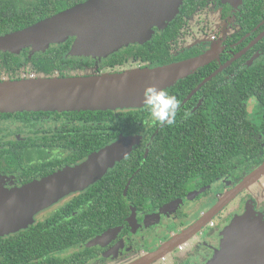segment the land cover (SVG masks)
<instances>
[{
	"label": "flooded vegetation",
	"instance_id": "af4514ba",
	"mask_svg": "<svg viewBox=\"0 0 264 264\" xmlns=\"http://www.w3.org/2000/svg\"><path fill=\"white\" fill-rule=\"evenodd\" d=\"M84 1L0 0V36L24 30ZM191 5L195 7L183 20H176L180 12L163 31L157 29L152 35L176 30L175 42L169 45L173 60L168 63L141 62L131 56L123 65L110 66L115 55L141 44L130 45L101 59L71 56L74 38L52 45L45 52L31 53L30 48L18 53L0 52V56L10 54L17 58L15 67L8 69L0 57V82L117 73L204 57L194 71L165 88L179 101L173 126H161L144 106L0 113V189L20 187L77 165L120 140L133 141L130 153L98 181L36 213L28 228L0 237V243L20 241L13 251L12 264H130L171 241V249L158 254L148 264H209L220 248L222 231L234 217L250 208L264 219V174L209 216L223 196L264 162V109L245 108L249 122L246 130L258 144L256 153L248 159L243 157L242 164L237 161L229 166L221 161L219 165L218 157L209 150L218 141V134L223 136L227 131L228 121L222 112L219 117L221 108L210 105L206 98L207 92L217 94L221 89L224 93L228 82L243 72L262 69L264 75V0H194ZM173 23L176 26L169 27ZM69 40L62 68L46 74L33 66V57L62 47ZM256 78L261 76L256 74ZM135 111L141 112L138 120ZM76 112L83 116L74 115ZM185 112L191 113L186 119ZM125 115L131 116L119 119ZM161 134L167 136L155 139ZM172 134L178 136L170 139ZM181 139L203 143L209 148L196 150L194 144L192 152L184 154L188 162L182 166L179 156L164 155L162 151L169 148V142L179 143ZM154 140L161 144L160 150L156 148V163L147 160ZM143 165L153 170L141 171ZM90 190L98 194L96 202L84 199L74 202V198ZM144 192L180 195L159 202L154 198L148 200ZM93 204L97 215L89 217L91 233L86 237H69L75 231L81 234L84 214ZM120 208L126 209L121 221L116 212ZM215 217L218 222H214ZM26 231L27 237H18ZM26 241L29 248L22 246Z\"/></svg>",
	"mask_w": 264,
	"mask_h": 264
},
{
	"label": "water",
	"instance_id": "95a60500",
	"mask_svg": "<svg viewBox=\"0 0 264 264\" xmlns=\"http://www.w3.org/2000/svg\"><path fill=\"white\" fill-rule=\"evenodd\" d=\"M184 2L86 0L24 30L0 36V52L18 53L25 48H30L31 53L45 52L52 45L74 38L69 55L105 58L130 45L144 44L157 29L163 31L179 14ZM203 61L204 57H199L117 73L1 81L0 113L141 108V94L146 85L170 87ZM132 143L120 140L77 165L20 187L0 189V237L28 228L36 213L98 181L130 153ZM263 174L264 162L223 196L209 216ZM172 243L130 264H148L158 254L168 252ZM209 264H264L263 217L250 208L234 217L222 231L220 248Z\"/></svg>",
	"mask_w": 264,
	"mask_h": 264
},
{
	"label": "trees",
	"instance_id": "16d2710c",
	"mask_svg": "<svg viewBox=\"0 0 264 264\" xmlns=\"http://www.w3.org/2000/svg\"><path fill=\"white\" fill-rule=\"evenodd\" d=\"M83 0H79L81 2ZM194 0H185L184 5L182 6L180 10V15L176 19L177 21L183 20L186 16L189 15V13L193 10L194 7L191 5V3ZM71 5L72 2H71ZM69 5V6H71ZM175 20V22H176ZM174 22V23H175ZM171 24L169 27H171ZM176 26V25H174ZM168 27V28H169ZM176 29V28H175ZM176 30L174 28L167 30V32L163 34H156L152 37V39L148 40L146 43L141 44L137 47H131L129 49H126L110 60V66L114 65H123L125 61H128L130 57L132 56L134 59H138L141 62H157V63H168L173 60V58L169 54V45L171 44V41L175 42V34ZM1 34V32H0ZM71 43V40H69L66 44H64L62 47L52 48L46 53L38 56H35L31 59L33 62V66L43 73H50L52 70L56 68H62L63 64V53L68 49L69 45ZM5 68L11 69L15 67L17 63V58L10 54H5L0 56ZM260 68H263L261 66ZM256 74H259L261 78L257 79ZM205 91V89H203ZM170 92V91H169ZM208 96V103L210 105L216 106V108H221L219 111V117H221L224 114V119L228 121V129L225 130V134L221 136L218 134V141L215 145H212V148L209 150L213 154V156H217L219 162V165L221 164V161H226V163L229 166H232L235 162L239 161V164H242L243 157L246 159L249 158V156H252L256 153L258 149V144L255 143L253 138L249 135L248 131L246 130L247 126H249V122L247 121V102L250 99H254L256 101L257 107L264 109V75L262 69H253L250 71L243 72L242 74H239L235 79H232L228 82V84L224 87V93L221 92V89L219 93L217 94H210L207 92ZM140 113L139 111H135V119H140ZM41 114V113H38ZM74 115L76 116H83V113L76 112ZM133 115V114H131ZM131 115H125L120 116L119 119H125L126 117H130ZM134 116V115H133ZM132 116V117H133ZM110 120H113V117H111ZM213 129H216L215 126H213ZM160 136H167V134H161L156 136L155 139H158ZM178 135L172 134L170 136V139H173L177 137ZM195 144L196 150H199L200 148H203L206 146V148H209L208 145H205L203 143L199 142H192L189 139H181L179 143L176 141L169 142L167 146L169 148H164L163 154L167 155L170 154H176L180 157V164L183 166L188 161L185 160V153L192 152V147ZM152 149L155 150V154L153 150H150L147 160L153 162L158 161L157 156V150L158 148L160 150L161 144L154 140L153 144L151 145ZM243 152V155L241 153ZM240 156L239 160L237 158ZM225 157V159H224ZM243 159V160H242ZM156 169L155 164L153 165ZM147 170H153L147 169L145 165L141 168V171H147ZM155 171V170H154ZM187 178V177H186ZM147 193L148 200L155 199L159 202H166L168 200H171L175 198L176 196L180 195L179 193H165V192H144ZM136 196V194H133ZM138 196L142 197L143 194L138 193ZM98 194L94 190L85 191V193L78 195L76 198H74V202L79 201L81 199H84L86 201H93L97 199ZM96 206L93 204L91 205V208H89L85 212L84 217V226L80 228L81 234L70 233L69 237H78L84 235L85 237L91 233V226L92 222L89 220V217L92 218L93 215L96 216L97 213H95ZM117 216H119V221L124 218L126 209H117ZM88 214V215H87ZM118 223V222H117ZM31 235V231H29V238ZM27 237V231L24 232L23 236L20 234L18 237ZM18 240L14 241H4L0 243V264H12L14 263V254L13 251L17 248L19 245L17 243ZM20 242V241H18ZM25 248H29V242L26 241L22 245ZM45 245H42V248H44ZM53 245L51 246V248Z\"/></svg>",
	"mask_w": 264,
	"mask_h": 264
},
{
	"label": "clouds",
	"instance_id": "9594fccd",
	"mask_svg": "<svg viewBox=\"0 0 264 264\" xmlns=\"http://www.w3.org/2000/svg\"><path fill=\"white\" fill-rule=\"evenodd\" d=\"M141 103L154 121L161 126H173L176 123L179 101L167 90L156 85H146L141 94ZM190 114L185 112L184 118H188Z\"/></svg>",
	"mask_w": 264,
	"mask_h": 264
},
{
	"label": "rangeland",
	"instance_id": "374dc122",
	"mask_svg": "<svg viewBox=\"0 0 264 264\" xmlns=\"http://www.w3.org/2000/svg\"><path fill=\"white\" fill-rule=\"evenodd\" d=\"M248 101H249V103L247 105V108H256L257 107L256 102H255L254 99H251V100H248ZM218 221H219L218 218L215 217L214 218V222H218ZM172 254H174V252Z\"/></svg>",
	"mask_w": 264,
	"mask_h": 264
}]
</instances>
